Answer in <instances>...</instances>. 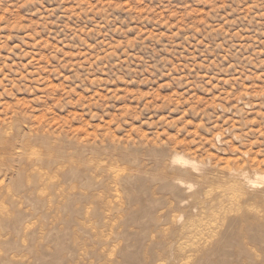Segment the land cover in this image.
Here are the masks:
<instances>
[{"label":"rangeland","instance_id":"1","mask_svg":"<svg viewBox=\"0 0 264 264\" xmlns=\"http://www.w3.org/2000/svg\"><path fill=\"white\" fill-rule=\"evenodd\" d=\"M243 173L264 0H0V264H264L229 248L241 207L264 221Z\"/></svg>","mask_w":264,"mask_h":264},{"label":"bare ground","instance_id":"2","mask_svg":"<svg viewBox=\"0 0 264 264\" xmlns=\"http://www.w3.org/2000/svg\"><path fill=\"white\" fill-rule=\"evenodd\" d=\"M172 164H173V166H180L183 169H194V170L199 169V166H197L198 164L196 165L195 163H193V162H191V161H189L187 159H184L182 157H175L173 159V161H172ZM61 171H62V169H61ZM163 175H164V173H163ZM232 176L236 177V176H239V175L233 173ZM241 177H242V179L240 180V182H236L234 184V186H235V188L242 190L243 194H245V195H248L247 188L250 189V190L251 189L255 190V189H258V188H264V173L256 174V178H252L247 173H243V174H241ZM197 180L202 185H205V184L208 183V179H207V177L204 174H202ZM76 182H78L81 185V189H82L81 196L83 197L84 202L89 201L90 197H91V199L92 198H94V199L97 198V196H93V195L91 196V195H89V194H87L86 192L83 191L85 189H89L90 188L88 184H86V185L83 184L80 178H77ZM97 184H99V183H97ZM142 184H143V182H142ZM236 185H239L240 187H236ZM182 186H183V182L181 180L174 179L173 181H171V182H169L167 184L165 183V185H163V186H160V190H165L166 188L167 189L169 188V189H171V191H174V190L179 189V187H182ZM191 187L192 186H190L189 188H191ZM245 187H246V190H245ZM59 192H61V191H59ZM58 195H59V193H58ZM263 196H264V194H263ZM103 199H105V198L103 197ZM232 201H233V199H232ZM70 202L72 203V201H70ZM201 203H203V202H201ZM250 208H251V206H250ZM247 210L249 211V209H247L246 207H241L238 215L230 223L229 230H228L229 233H227V235L228 236H232L233 238L236 237V242L235 243H231L229 245L230 246L229 247L230 248V252H238V253L240 252L242 254L244 252L245 253H251V254L256 253L257 251L264 252V221L261 219L260 215L259 216L258 215H253L252 220H251L252 222H248V218H249L248 214L249 213L247 212ZM251 210H252V212H254L253 209H251ZM164 218H166V217H164ZM185 226H187V224ZM196 230H197V228H196ZM197 235H199V234H197ZM194 238H196V236ZM197 240H200V239L198 238ZM197 242L199 243V241H197ZM228 242H229V240H228ZM170 244H172V243H170ZM256 262H258V261H256ZM222 264H224V263H222Z\"/></svg>","mask_w":264,"mask_h":264}]
</instances>
